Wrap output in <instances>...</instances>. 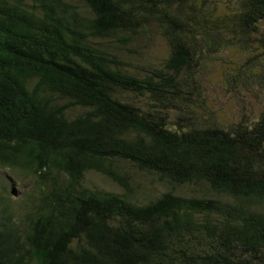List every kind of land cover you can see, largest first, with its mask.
I'll use <instances>...</instances> for the list:
<instances>
[{"label": "trees", "instance_id": "obj_1", "mask_svg": "<svg viewBox=\"0 0 264 264\" xmlns=\"http://www.w3.org/2000/svg\"><path fill=\"white\" fill-rule=\"evenodd\" d=\"M262 25L264 0H0V169L28 190L0 174V264H264Z\"/></svg>", "mask_w": 264, "mask_h": 264}, {"label": "rangeland", "instance_id": "obj_2", "mask_svg": "<svg viewBox=\"0 0 264 264\" xmlns=\"http://www.w3.org/2000/svg\"><path fill=\"white\" fill-rule=\"evenodd\" d=\"M259 38L264 39V25H262L261 35H259ZM255 47L257 50H252V52L254 51V54L258 53L264 62V43L258 41ZM149 53L152 56V58L158 60L166 55V47L160 38L156 39L155 44ZM251 54H252L251 52L242 54L238 50H231L223 54L221 60L218 62L216 66V69L214 70V73L209 77V81H208L209 95L211 96L213 103L216 105L217 108L221 109L222 115L226 118L236 115L242 103L236 97H233L226 93V91L223 89L221 77L223 73L229 71L234 72V69L238 68L244 62V60L247 59V57H252L254 55ZM0 174L10 175L11 178L13 177L14 188L19 195L15 199L16 201L22 199L26 191H28L27 188H25L22 178H19L16 175L15 176L17 178H15V176L12 173H10L8 170L2 171L0 169ZM88 185L98 186L99 188H103L107 190L121 191V189L117 187L115 184H113L110 180L103 178L102 176L97 174H90L88 176ZM160 189L161 188L153 189L152 191L150 190L147 191L152 196L158 194L160 192Z\"/></svg>", "mask_w": 264, "mask_h": 264}]
</instances>
